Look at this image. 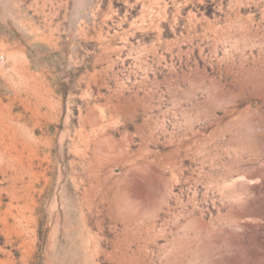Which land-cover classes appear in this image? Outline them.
<instances>
[{
  "label": "rangeland",
  "instance_id": "374dc122",
  "mask_svg": "<svg viewBox=\"0 0 264 264\" xmlns=\"http://www.w3.org/2000/svg\"><path fill=\"white\" fill-rule=\"evenodd\" d=\"M0 264H264V0H0Z\"/></svg>",
  "mask_w": 264,
  "mask_h": 264
},
{
  "label": "built area",
  "instance_id": "2783aa9c",
  "mask_svg": "<svg viewBox=\"0 0 264 264\" xmlns=\"http://www.w3.org/2000/svg\"><path fill=\"white\" fill-rule=\"evenodd\" d=\"M2 57V59H3V56H1Z\"/></svg>",
  "mask_w": 264,
  "mask_h": 264
}]
</instances>
